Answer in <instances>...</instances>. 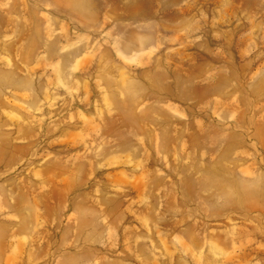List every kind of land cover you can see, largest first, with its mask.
Instances as JSON below:
<instances>
[{"label":"rangeland","instance_id":"obj_1","mask_svg":"<svg viewBox=\"0 0 264 264\" xmlns=\"http://www.w3.org/2000/svg\"><path fill=\"white\" fill-rule=\"evenodd\" d=\"M0 264H264V0H0Z\"/></svg>","mask_w":264,"mask_h":264}]
</instances>
